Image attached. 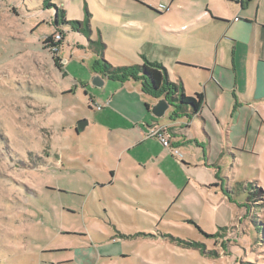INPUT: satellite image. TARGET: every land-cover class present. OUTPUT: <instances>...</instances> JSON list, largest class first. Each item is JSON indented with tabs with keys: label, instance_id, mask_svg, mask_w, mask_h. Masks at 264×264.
Instances as JSON below:
<instances>
[{
	"label": "rangeland",
	"instance_id": "rangeland-1",
	"mask_svg": "<svg viewBox=\"0 0 264 264\" xmlns=\"http://www.w3.org/2000/svg\"><path fill=\"white\" fill-rule=\"evenodd\" d=\"M168 6L175 10L171 0H0V264H68L59 262L75 261L97 231L115 235L114 224L125 254L93 264H264V149L217 151L210 167L181 165L157 139L117 157L97 139L101 122L106 130L124 115L151 117L138 80L91 83L89 41L100 40L115 67L156 61L178 44ZM56 7L66 23L55 24ZM80 120L89 124L76 131ZM187 137L193 152L202 127ZM147 147L157 158L141 166L135 157L145 161ZM117 164L132 186L90 193ZM87 190L92 213L80 197ZM103 194L124 213H105Z\"/></svg>",
	"mask_w": 264,
	"mask_h": 264
},
{
	"label": "crops",
	"instance_id": "crops-1",
	"mask_svg": "<svg viewBox=\"0 0 264 264\" xmlns=\"http://www.w3.org/2000/svg\"><path fill=\"white\" fill-rule=\"evenodd\" d=\"M171 4L176 5L175 10L168 6L165 12H171L178 17L176 26L179 32L170 31L177 35L178 44L175 45L174 51L167 52L164 57L152 62H158L166 69L169 80L180 82L185 95L202 93L203 103L199 112L190 115L188 108H181L177 116H172L173 107L170 105L162 116L163 119L156 118L151 114L150 107L162 97L155 98L143 92L139 85L138 93L144 98L142 110L150 115L151 121L148 122L144 117L129 118L124 115L119 124L109 126L106 130L105 123L101 122L98 125L100 132L104 133H98V141L107 144L110 154L117 157L131 148L143 145L146 139L156 140L154 137H147V132L152 125H159L167 128L170 134V144L167 148L172 158L175 159L176 155L180 159L181 165L204 163L212 167L220 162L218 158L214 164H209L211 159L215 158L212 154L224 149L258 150L261 153L264 149V0H189L187 3L183 0H171ZM141 7H147L155 16L160 14L150 6ZM135 11L139 13L140 8L136 7ZM92 52L97 59L98 55L94 50ZM91 70L92 76L99 75L107 86L106 80L109 78L95 73L92 67ZM129 80L138 83L136 80ZM84 83L83 89L90 86V83ZM66 90L68 88L59 89L60 95L68 93ZM168 111L171 113L164 118ZM88 124L89 122L86 123ZM197 126L202 127L203 140L201 145H198L199 148L191 152L185 147L189 139L187 134L191 128L194 130ZM249 138L253 141L249 142ZM182 149H185L184 153L180 151ZM143 152L145 161L139 155L135 157L141 166L149 162L150 158H157L155 151L148 147L144 148ZM133 161L135 160H131L128 165ZM119 166L117 164L116 169L108 168L110 180L96 179L95 183L91 184L90 193L95 189L105 191L113 186H132L131 177H118ZM141 183L148 187V181ZM103 195L105 213H124L112 199L108 200L105 194ZM89 196L88 190L80 196L84 198L85 207H89ZM67 212L73 213L69 210ZM92 212L94 208L89 207V213ZM112 227L115 235L97 231L95 237L86 238L89 242L80 250L79 256L74 258L75 261L66 259L59 263L93 264L97 257L125 254L115 246L116 236L120 235L119 227L116 224ZM63 251L65 250L52 249L55 253ZM50 264L53 263L50 261Z\"/></svg>",
	"mask_w": 264,
	"mask_h": 264
},
{
	"label": "trees",
	"instance_id": "trees-1",
	"mask_svg": "<svg viewBox=\"0 0 264 264\" xmlns=\"http://www.w3.org/2000/svg\"><path fill=\"white\" fill-rule=\"evenodd\" d=\"M55 24L66 23L65 12L63 9L56 7ZM75 24L79 32L89 30V26L84 27L79 22ZM90 31V30H89ZM55 33H52V36ZM52 36H47L44 43H48ZM98 58L93 61L92 69L95 73L101 74L109 79L123 81L126 79L138 80L141 84L142 91L153 95L154 97H164L172 105V116H177L179 109L190 110V115L199 112L202 103V93H197L193 96H187L183 93V88L180 82L169 80L166 69L158 62L146 61L142 65L133 64L129 66H113L102 57L103 43L100 40L89 41ZM175 102V103H174Z\"/></svg>",
	"mask_w": 264,
	"mask_h": 264
},
{
	"label": "water",
	"instance_id": "water-1",
	"mask_svg": "<svg viewBox=\"0 0 264 264\" xmlns=\"http://www.w3.org/2000/svg\"><path fill=\"white\" fill-rule=\"evenodd\" d=\"M91 83L96 87H100L103 84L99 75L93 76ZM169 106L170 102H168L166 98L162 97L158 99L154 104H152V106L150 107V112L154 117L160 118L164 115ZM86 123V120H80L76 126V131L82 130L83 126L86 125Z\"/></svg>",
	"mask_w": 264,
	"mask_h": 264
},
{
	"label": "built area",
	"instance_id": "built-area-1",
	"mask_svg": "<svg viewBox=\"0 0 264 264\" xmlns=\"http://www.w3.org/2000/svg\"><path fill=\"white\" fill-rule=\"evenodd\" d=\"M53 36L59 38L60 34L57 33ZM147 137H154L158 139L161 142V144L165 147H168L170 144L169 142L170 134L167 128L164 126L152 125L147 132Z\"/></svg>",
	"mask_w": 264,
	"mask_h": 264
}]
</instances>
